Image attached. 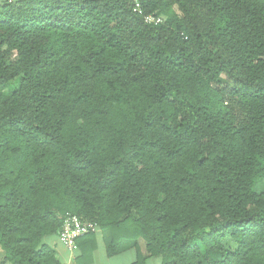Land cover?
<instances>
[{
    "label": "trees",
    "instance_id": "16d2710c",
    "mask_svg": "<svg viewBox=\"0 0 264 264\" xmlns=\"http://www.w3.org/2000/svg\"><path fill=\"white\" fill-rule=\"evenodd\" d=\"M138 2H0L4 261L69 212L132 264H264V0Z\"/></svg>",
    "mask_w": 264,
    "mask_h": 264
},
{
    "label": "crops",
    "instance_id": "0c3cea01",
    "mask_svg": "<svg viewBox=\"0 0 264 264\" xmlns=\"http://www.w3.org/2000/svg\"><path fill=\"white\" fill-rule=\"evenodd\" d=\"M93 234L95 237V247H92V243H86V240H82L80 246H78V250L75 252H71L64 247L59 240L58 234L47 236L44 239V243L53 251L56 264H132L135 261L136 253L134 248L130 246H125L114 256H108L103 231L98 229ZM4 255L5 253L0 246V264H12L4 261ZM146 264H158V261L156 258H148Z\"/></svg>",
    "mask_w": 264,
    "mask_h": 264
},
{
    "label": "built area",
    "instance_id": "2783aa9c",
    "mask_svg": "<svg viewBox=\"0 0 264 264\" xmlns=\"http://www.w3.org/2000/svg\"><path fill=\"white\" fill-rule=\"evenodd\" d=\"M133 2V11L142 14L138 0H131ZM143 21L147 24H159L161 18L153 14L143 15ZM98 227L91 221L80 219L76 214L66 212L62 219V224L58 232L60 242L69 251L75 252L78 250L77 240L87 234L95 233Z\"/></svg>",
    "mask_w": 264,
    "mask_h": 264
},
{
    "label": "rangeland",
    "instance_id": "374dc122",
    "mask_svg": "<svg viewBox=\"0 0 264 264\" xmlns=\"http://www.w3.org/2000/svg\"><path fill=\"white\" fill-rule=\"evenodd\" d=\"M174 10L176 11L177 14H180L178 8L175 6ZM161 18V17H160ZM162 21V20H161ZM220 243L222 244L223 248L225 250H229L231 252H233L236 249V244L234 243V241L229 238V237H225L223 239H221ZM158 261V264H160V261L158 258H156ZM152 263V262H151Z\"/></svg>",
    "mask_w": 264,
    "mask_h": 264
}]
</instances>
